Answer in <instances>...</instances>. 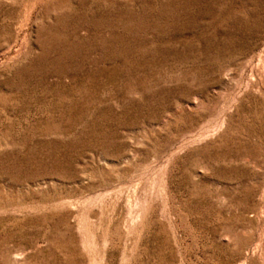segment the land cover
Here are the masks:
<instances>
[{
  "label": "rangeland",
  "instance_id": "rangeland-1",
  "mask_svg": "<svg viewBox=\"0 0 264 264\" xmlns=\"http://www.w3.org/2000/svg\"><path fill=\"white\" fill-rule=\"evenodd\" d=\"M0 264H264V0H0Z\"/></svg>",
  "mask_w": 264,
  "mask_h": 264
}]
</instances>
